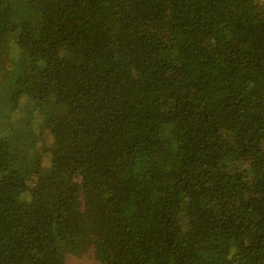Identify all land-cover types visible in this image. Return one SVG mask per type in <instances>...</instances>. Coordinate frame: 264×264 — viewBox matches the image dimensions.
Instances as JSON below:
<instances>
[{
	"label": "trees",
	"instance_id": "16d2710c",
	"mask_svg": "<svg viewBox=\"0 0 264 264\" xmlns=\"http://www.w3.org/2000/svg\"><path fill=\"white\" fill-rule=\"evenodd\" d=\"M84 253L264 264V0H0V264Z\"/></svg>",
	"mask_w": 264,
	"mask_h": 264
},
{
	"label": "rangeland",
	"instance_id": "374dc122",
	"mask_svg": "<svg viewBox=\"0 0 264 264\" xmlns=\"http://www.w3.org/2000/svg\"><path fill=\"white\" fill-rule=\"evenodd\" d=\"M68 256H69V255H68ZM83 256H85V257H83ZM81 257H83V258H81ZM81 257H80V259H77V258H75L74 255H71V256H69V258H68L67 264H90V263H92V262L90 261L89 257H87V256L85 255V253L82 254Z\"/></svg>",
	"mask_w": 264,
	"mask_h": 264
}]
</instances>
